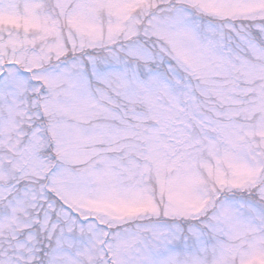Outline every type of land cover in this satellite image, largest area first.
Masks as SVG:
<instances>
[{"label":"snow or ice","instance_id":"snow-or-ice-1","mask_svg":"<svg viewBox=\"0 0 264 264\" xmlns=\"http://www.w3.org/2000/svg\"><path fill=\"white\" fill-rule=\"evenodd\" d=\"M0 264H264V0H0Z\"/></svg>","mask_w":264,"mask_h":264}]
</instances>
